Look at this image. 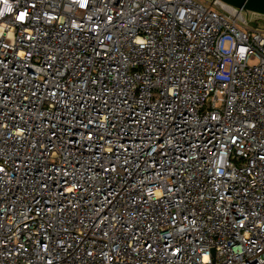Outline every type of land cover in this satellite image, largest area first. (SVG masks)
Listing matches in <instances>:
<instances>
[{
    "label": "built area",
    "instance_id": "built-area-1",
    "mask_svg": "<svg viewBox=\"0 0 264 264\" xmlns=\"http://www.w3.org/2000/svg\"><path fill=\"white\" fill-rule=\"evenodd\" d=\"M258 19L0 0V264H264Z\"/></svg>",
    "mask_w": 264,
    "mask_h": 264
},
{
    "label": "water",
    "instance_id": "water-1",
    "mask_svg": "<svg viewBox=\"0 0 264 264\" xmlns=\"http://www.w3.org/2000/svg\"><path fill=\"white\" fill-rule=\"evenodd\" d=\"M232 7L264 16V0H220Z\"/></svg>",
    "mask_w": 264,
    "mask_h": 264
},
{
    "label": "rangeland",
    "instance_id": "rangeland-1",
    "mask_svg": "<svg viewBox=\"0 0 264 264\" xmlns=\"http://www.w3.org/2000/svg\"><path fill=\"white\" fill-rule=\"evenodd\" d=\"M201 3H203V4H205V5H209L210 4V0H199ZM212 8H214V9H216L214 6H212ZM258 21H260V23H257V24H259V25H262L263 23H264V20H259L258 19ZM227 46V42L225 43V47ZM255 60H250L249 61V63H253Z\"/></svg>",
    "mask_w": 264,
    "mask_h": 264
},
{
    "label": "trees",
    "instance_id": "trees-1",
    "mask_svg": "<svg viewBox=\"0 0 264 264\" xmlns=\"http://www.w3.org/2000/svg\"><path fill=\"white\" fill-rule=\"evenodd\" d=\"M257 23H260V21L255 20V21L251 22V26H252V27H259V26L264 25V23H263L262 25H259V24H257Z\"/></svg>",
    "mask_w": 264,
    "mask_h": 264
},
{
    "label": "snow or ice",
    "instance_id": "snow-or-ice-1",
    "mask_svg": "<svg viewBox=\"0 0 264 264\" xmlns=\"http://www.w3.org/2000/svg\"><path fill=\"white\" fill-rule=\"evenodd\" d=\"M22 18V17H21Z\"/></svg>",
    "mask_w": 264,
    "mask_h": 264
}]
</instances>
